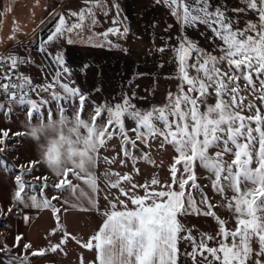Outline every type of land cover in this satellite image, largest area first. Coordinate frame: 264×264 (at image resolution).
Segmentation results:
<instances>
[{
    "label": "snow or ice",
    "instance_id": "6c2138e0",
    "mask_svg": "<svg viewBox=\"0 0 264 264\" xmlns=\"http://www.w3.org/2000/svg\"><path fill=\"white\" fill-rule=\"evenodd\" d=\"M153 2L165 7L178 26L177 34L156 49L161 54L171 52L179 81L163 105L138 108L134 91H122L118 99L103 103L91 101L92 92L104 91L100 81L85 93L72 79L66 46L79 41L98 49L123 50L110 39H126L130 33L129 27L119 26L118 0H82L84 7L69 12L71 22L63 14L50 13L55 23L37 51L55 65L51 82L35 84L19 71L30 57L0 56V116L10 119L20 107L27 129H0V172H18L7 211L51 210L56 228L49 235L60 232V240L32 251V256L57 252L66 256L71 238L93 256L85 262L81 254V264H264V0H238L242 6L231 9L234 15L226 7L214 8L211 0ZM98 13L106 18L112 14V26L103 32L94 31L100 24ZM173 27L168 24L165 31ZM189 30L195 35L190 36ZM197 36L208 46L197 43ZM89 67L81 70L86 74ZM134 84L130 79L128 88ZM126 119L134 127L127 128ZM116 136L117 156L122 158L102 157L101 150L106 151ZM27 139L37 143L40 156L18 167L11 165L4 154L16 151L11 145ZM152 141L158 142V149L170 146L174 152L168 179L153 175L141 182L137 161L156 166L144 151ZM101 159L105 165L122 167L131 161L132 168L125 173L105 171L102 188L97 176ZM37 166L50 170L55 192L69 194L64 205L101 217L94 234L77 239L62 228L61 208L52 203H60L61 195H44L49 176L35 177L44 181L39 185L25 180ZM197 167L205 171L204 177L198 176ZM200 179L207 183L201 185ZM205 188L219 198L215 203ZM218 210L228 215L221 218ZM192 216L214 220L215 232L193 234L184 219ZM21 240L16 235L11 246L0 240V264H30L27 255H12L16 248L31 249ZM182 244L187 245L183 250Z\"/></svg>",
    "mask_w": 264,
    "mask_h": 264
},
{
    "label": "crops",
    "instance_id": "0c3cea01",
    "mask_svg": "<svg viewBox=\"0 0 264 264\" xmlns=\"http://www.w3.org/2000/svg\"><path fill=\"white\" fill-rule=\"evenodd\" d=\"M118 3L121 7L120 16L117 17L121 22L119 26L121 28L129 27L130 33L126 39H118L116 36H111L110 39L118 43L123 50L107 47L98 49L77 41L74 45L66 46V63L72 69V79L75 81V85L80 86L85 93L93 87L94 81H100L104 91L102 93L92 92L91 101L103 103L109 98L118 99L122 91H134L136 98L133 102L138 108L148 109L152 105H157L165 100L167 93L169 91L174 92L179 83L175 78V64L170 59L171 52L161 54L156 51L157 48L162 46L167 37H174L177 34L176 27L178 26L175 25L174 19L168 15V10L161 5H155L153 0H118ZM211 3L214 8L226 7L230 15H234L231 13L233 7L242 6L238 0H211ZM68 4H72L71 11H78L84 7L82 0H62L55 4L56 7L48 13L43 23L40 22L33 32L37 33L47 21H54L50 13L58 16L59 11ZM111 15L106 18L103 14L98 13L97 19L100 24L94 31L103 32L111 27ZM240 15L252 17V13ZM69 21L71 22L72 19H69ZM168 24L174 25L171 31H165ZM203 30V26H201L200 31ZM32 33L30 35L34 34ZM188 34L190 36L195 35L191 30H189ZM30 35L15 44L2 48L0 52L6 54L10 52L14 45L19 48V45L22 44L21 42L24 43V40H27ZM171 42L174 43L175 41ZM197 43L205 47L208 46L201 36H197ZM18 50L21 51L20 48ZM43 57L48 59L50 63L51 73L49 76L52 78L55 72V65L47 56ZM82 66H90L86 74L81 70ZM138 73L143 75L137 77L136 74ZM130 79L135 80V84L131 89L128 88ZM91 107L92 104L89 102L87 105L89 111H91ZM131 122L128 121L125 125L130 126ZM132 127H134V124ZM157 143V141H152L151 146L144 149L150 155L151 160L155 161V167L151 163H145L143 160L136 163V167L141 172L137 179L141 182L150 179L153 175H156L162 181L168 179L167 169L174 152L170 146L167 147V150L158 149L156 147ZM119 151L120 139L116 136L108 142L106 151L101 150V156L109 158L116 156L117 159H120L122 156H117ZM134 153L139 155V150H135ZM131 168V161H129L128 167H122L119 164L105 165L101 159L100 164L97 166L98 183L102 188L106 187L103 180L105 171L125 173L129 172ZM52 196L53 194L48 196V198ZM68 196L69 194L61 195L60 203L52 202L54 207L61 208L60 222L62 228L70 236H75L77 239H87L98 229L101 224V217L94 212L81 211L79 208L64 205L63 200L67 199ZM99 203L101 208H103L105 205L103 192L100 193ZM25 215L29 216L30 219L29 221L23 219L25 223L22 225V236L24 238L23 244L32 246L27 252L24 251L30 260V264H81L79 260L81 254L85 262L93 260L92 254L87 250L80 249L71 238H69L65 246L66 256L59 252L44 256H32V251L44 249L49 243L55 244L59 242L61 233L57 232L56 235H49L50 231L56 228V220L50 209L26 210L23 217ZM184 219L187 226L193 229V234H198L199 232L214 233L216 230L214 220L213 224L207 222V225H203L199 218L188 217ZM186 247V244L181 245L182 250Z\"/></svg>",
    "mask_w": 264,
    "mask_h": 264
},
{
    "label": "rangeland",
    "instance_id": "374dc122",
    "mask_svg": "<svg viewBox=\"0 0 264 264\" xmlns=\"http://www.w3.org/2000/svg\"><path fill=\"white\" fill-rule=\"evenodd\" d=\"M62 0H0V50L6 46L15 44L16 42L22 40L26 36L30 35L34 29L42 22L48 13L56 7V3L61 2ZM72 4L66 5L59 11V15L63 14L67 19L74 18L69 16L71 11ZM50 21H47L38 32H33V35H30L27 40H24V43L19 45L21 51H19L17 45L7 52L4 55L9 53H20L23 57L29 58V63L22 66V73L31 77L33 82L37 81H49L51 78L49 76L50 63L48 59H45L38 51L37 45L42 39L41 31L45 29L46 25ZM13 37L14 39H10ZM24 51H23V50ZM27 49V51H25ZM1 53V52H0ZM176 91V90H175ZM174 91V92H175ZM166 102V99L157 105H163ZM19 117V119H17ZM58 118V115L55 117ZM127 120V119H126ZM125 120L127 123L130 120ZM24 125V110L21 108L15 109V115L10 119H5L3 116H0V129H10L11 132L15 131H26L27 129L23 127ZM133 122L127 128H132ZM12 148H15L16 151H9L4 154L5 159L11 165L20 166L25 164L29 160H35L40 156V151L37 143L31 139L23 140L19 144L11 145ZM135 152V150H134ZM135 154V153H134ZM137 154V153H136ZM197 174L200 177L206 175L205 171L202 168L197 167ZM18 172L3 173L0 172V240H6L8 245L11 246L16 235L22 237L21 244H23L24 238L22 236L23 224V214L26 210H33L35 208L27 209H18L14 208L12 213H8L7 209L12 204V197L14 194V176ZM49 176L46 183L49 185L45 189L44 195L47 197L51 194H59L53 190L51 185L55 182L52 178V174L49 169L45 167L37 166L35 172L31 176H26L25 180L34 185H39L44 182L37 180L35 177ZM69 179L73 180V183H77L74 178L69 176ZM201 185L207 183L206 180L200 179L198 181ZM205 191L210 197H214V194L208 189L205 188ZM67 192L61 194L66 195ZM39 197V191H37ZM219 198L214 197L213 203H215ZM218 215L221 218H225L228 213L218 210ZM193 218H199L203 225H207V222L213 224V220L208 217L203 216H192ZM206 222V223H205ZM229 226H234V221L229 224ZM12 255H25V252L22 248H16L13 250Z\"/></svg>",
    "mask_w": 264,
    "mask_h": 264
},
{
    "label": "trees",
    "instance_id": "16d2710c",
    "mask_svg": "<svg viewBox=\"0 0 264 264\" xmlns=\"http://www.w3.org/2000/svg\"><path fill=\"white\" fill-rule=\"evenodd\" d=\"M54 22H55V20L49 22V23L46 25L45 29H43V30L41 31V33L43 34V35H42V39L45 38V36L48 34V32H49V30L52 28ZM6 160H7V159H6ZM7 161H8V160H7Z\"/></svg>",
    "mask_w": 264,
    "mask_h": 264
},
{
    "label": "built area",
    "instance_id": "2783aa9c",
    "mask_svg": "<svg viewBox=\"0 0 264 264\" xmlns=\"http://www.w3.org/2000/svg\"><path fill=\"white\" fill-rule=\"evenodd\" d=\"M4 55V53H0V56H3ZM17 55L18 56H20L21 58H25V57H23L21 54H19V53H17ZM21 69H22V66L19 68V71L20 72H22L21 71ZM43 82H51V81H37V82H33V83H35V84H40V83H43ZM42 95H46V94H42ZM18 108V107H17Z\"/></svg>",
    "mask_w": 264,
    "mask_h": 264
}]
</instances>
